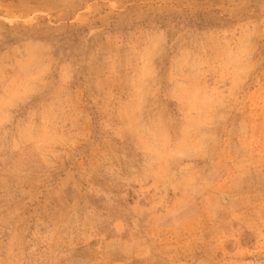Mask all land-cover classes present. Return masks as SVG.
Masks as SVG:
<instances>
[{
  "label": "rangeland",
  "instance_id": "obj_1",
  "mask_svg": "<svg viewBox=\"0 0 264 264\" xmlns=\"http://www.w3.org/2000/svg\"><path fill=\"white\" fill-rule=\"evenodd\" d=\"M0 264H264V0H0Z\"/></svg>",
  "mask_w": 264,
  "mask_h": 264
}]
</instances>
